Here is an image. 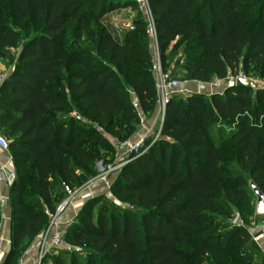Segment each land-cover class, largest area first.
<instances>
[{"label":"trees","instance_id":"1","mask_svg":"<svg viewBox=\"0 0 264 264\" xmlns=\"http://www.w3.org/2000/svg\"><path fill=\"white\" fill-rule=\"evenodd\" d=\"M137 5L0 0V59L14 60L0 76V132L14 168L3 264L18 263L48 225L47 212L94 172L99 148L111 149L105 136L71 112L131 137L139 112L145 116L157 106L152 41ZM147 5L161 71L169 78L181 59L187 81L210 83L240 71L264 81V0ZM128 7L139 17L118 37L102 18ZM84 32L93 50L80 46ZM231 162L247 180L229 176ZM249 180L264 194V89L172 93L159 139L121 168L109 186L111 197L92 196L82 204L64 230L70 249L47 254L43 264H264L246 225L255 214ZM233 208L242 224L232 222Z\"/></svg>","mask_w":264,"mask_h":264},{"label":"built area","instance_id":"2","mask_svg":"<svg viewBox=\"0 0 264 264\" xmlns=\"http://www.w3.org/2000/svg\"><path fill=\"white\" fill-rule=\"evenodd\" d=\"M140 6H143L145 8V15L147 18V30L150 35V37L155 42V50H156V57L159 58L157 44H156V33H155V27L153 24L151 12L147 5V0H133ZM155 75L156 79V91L158 96V104L160 106L161 111V118H160V124L157 128V131L155 133H150L149 130H142V125L144 123V115H142L141 112H139L140 115V124L141 127L135 132V138L134 139H128V140H117L115 144H113L116 155L118 159L120 160V165L124 166L126 165L131 159L141 155L144 153L147 148L153 144L156 140L160 137V130L162 125V117L163 113L165 111V106L168 101V97L172 93H183L181 89H179L180 82L175 78H169L168 74H163L161 71L160 63L157 65V75ZM6 76L4 74L2 77ZM235 77L234 76H227L225 79L221 80H214L209 83L210 86L216 88L222 86L223 89L227 87H233L234 86ZM132 105L134 108L139 110V103L136 97H132ZM72 117L82 120L84 122V118L81 117L78 113L75 111H72L70 114ZM8 140L0 135V150L8 151ZM111 168L109 167L108 170ZM9 179L8 170L5 164L0 163V208L4 207L9 199V196L5 193L4 186L6 185L7 181ZM89 181H86L83 185L75 189L74 191H69L68 196L60 202L54 213L47 212L49 216V222L46 228L36 237V258L35 262L33 264H43L44 257L51 253L56 252L58 250H64V249H70V246L64 242L63 236H64V230L66 228V225H62L59 222V217L61 214L66 210V208L71 204V201L73 197L77 193H82L83 188L88 184ZM92 195L89 192H85L81 195L82 200H87L91 198ZM262 238L264 240V234L262 232Z\"/></svg>","mask_w":264,"mask_h":264},{"label":"rangeland","instance_id":"3","mask_svg":"<svg viewBox=\"0 0 264 264\" xmlns=\"http://www.w3.org/2000/svg\"><path fill=\"white\" fill-rule=\"evenodd\" d=\"M115 1L122 2L124 0H115ZM115 11L116 12H114L112 14V18H110V21L112 22V24L115 23L117 26H119L121 28H122V26L120 24L127 22L128 23L127 27H130L132 25V22L136 18L139 17L138 13H137V10L135 8H133V7H128L127 9H123V10L120 9V10H115ZM143 16L146 18V15L144 14V12H143ZM146 20H147V18H146ZM112 26L114 27V25H112ZM125 29H126V27H125ZM72 30H73V23L70 25V28L68 29V32H67V37L65 39V45L68 47V50H70V48L73 46V44H72ZM30 33H31V31H28V32L24 33L25 34L24 37H28L30 35ZM151 41H152V43H151V51H152V54L154 56V74L157 75V65L160 63V61H159V58L156 57V55H155V53H156L155 42H154V40L152 38H151ZM78 42H79L81 47H83L85 49H88V50H93V44H92V42L88 41L87 36H86V32L83 33L81 39ZM178 51H179V53H178V57L177 58H180V57H182L181 53H180V49ZM13 61L14 60L0 59V76L1 77L4 74H7L9 72ZM177 66H178V70L176 72L175 79H177L180 82V87L182 88V89L181 88L180 89L183 91V93H179V94L182 95L183 97H185V94H187L191 90H195L194 87H195L196 83H192V81H187V80L182 78L183 61H181V59H180V61H179ZM238 75H242L241 71H240V73ZM247 78L256 79V80L260 81L264 85L263 79L258 78L254 74H251V73L248 74ZM211 90H212V93H216L217 90L223 92V87L220 86V87L214 88V87L210 86L209 83H207L206 86H204V88L203 87L200 88L198 92L202 93V94H205V95H210L211 94L210 93ZM157 108H158V111L160 113V118H161V111H160L161 109H160L159 104H157ZM84 123L86 125H88V126L94 127L97 132H99L100 134L105 136L110 142V145H111V149L110 150H105L104 148H99L100 159L96 160L92 164V169H93L94 172L88 176V180L87 181H89L88 184L93 182V181L102 182L99 189H104L103 190L104 192L101 195L107 196V197H111V195L109 193V187L105 188L104 187V183L108 182V184H110L111 182H113V180L119 174L121 168L123 167V166L120 165V160L118 159V157L116 155V152H115L113 144H115V142L117 140L122 141V140L134 139L136 135L134 133L130 137V133L127 130H124V131H121V132L120 131H115L114 134L108 133L102 127L97 126L95 123H93L91 121L90 117H88V118L84 117ZM140 127H141V124L139 123V125H138L136 130H138ZM142 129H143V125H142ZM148 130L150 131V133H155L157 131V127L155 126L154 128H151V130L150 129H148ZM144 131H146V130H144ZM0 135L6 137L1 132H0ZM109 167L111 168L110 170H108ZM238 175L243 176L246 180L248 178L247 175L242 170H240V168L237 165H235L233 162H231L230 163V167H229V176L230 177H236ZM75 189H77V188H75ZM74 190H70V192L74 191ZM67 193H69V191ZM248 194H249V196H250V198L252 200L253 207H254V204H255L254 193L252 192L251 189H249L248 190ZM25 195L26 196H32L29 193H25ZM67 196H68V194H67ZM111 205L112 206L113 205L114 206H118V205H120V203L118 201H114V203H111ZM121 208L122 209L123 208L128 209L129 207L123 205V207H121ZM131 210H133V212H135V213L136 212L138 213V210L135 209V208H131ZM232 212H233V214H232V222L234 223L235 220L240 219L241 224H242V220L240 218V215H239L238 211L235 208H233ZM259 222L262 223L263 231H264V215H255V214L250 215V217L248 218V220L246 222V225L248 226V228H254V227H256L258 225Z\"/></svg>","mask_w":264,"mask_h":264},{"label":"crops","instance_id":"4","mask_svg":"<svg viewBox=\"0 0 264 264\" xmlns=\"http://www.w3.org/2000/svg\"><path fill=\"white\" fill-rule=\"evenodd\" d=\"M137 7L139 9H141L145 14V8L143 6H140L138 4ZM121 9L123 10V9H127V8H121ZM118 10H120V9H118ZM114 12H116V11H112V12L106 14L102 18V22H103V24H105L108 27V29L111 32L115 33L119 37L124 32L125 27L128 28L127 27L128 23L125 22V23L120 24L122 26V28L117 26L115 23L112 24V22L110 21V18H112V14ZM112 25H114V27ZM192 83H196L195 87H194L195 90H191L190 92H197V93H199L198 91L200 88H202V87L204 88V86H206V84H207V83H201V82H197V81H192ZM180 88L181 87L179 86V89ZM216 92L222 93V91H219V90H217ZM210 93H212V90L210 91ZM185 96H186V94H185ZM159 124H160V113H159L158 108L156 106L152 111L145 114L144 124H143L142 130H148V129L151 130V128H154L155 126L158 128ZM0 163L5 164L7 167V170H8L9 179H8L6 185L4 186V190H5V193L9 196V187L11 185L13 178H14V175H13L14 174L13 173L14 168H13V163H12V159H11L9 151L0 150ZM101 183L102 182H100V181H93V182L89 183L88 185H86L82 189L83 190L82 193H77L73 197L71 204L66 208V210L59 217L60 224L67 226L74 219L78 210L80 209L82 204L86 201V200L81 199V195L83 193L89 192V193H91L92 196H97V195L103 194L104 189H99ZM110 184H108V182H106V183H104V187L108 188L110 186ZM0 210H1V215H0V264H3V262L7 256V253L9 252V249H10V218H11L12 207H11V204L9 202V199H8L6 205L4 207L0 208ZM234 223L239 225V224H241V221H240V219H238V220H235ZM249 232L253 236L256 244L258 245L259 249L261 250V252L264 255V240L262 238V232H263L262 223L259 222L256 227L249 228ZM36 253H37V248H36V240H35L29 246V248L24 252V254L19 259L17 264H33L35 262Z\"/></svg>","mask_w":264,"mask_h":264},{"label":"water","instance_id":"5","mask_svg":"<svg viewBox=\"0 0 264 264\" xmlns=\"http://www.w3.org/2000/svg\"><path fill=\"white\" fill-rule=\"evenodd\" d=\"M234 86L244 87L253 91L264 89V85L260 81L256 79L247 78L243 75H237L235 77ZM163 120L164 113L162 117V122ZM249 186L255 196L254 213L256 215H264V194L252 180H249Z\"/></svg>","mask_w":264,"mask_h":264}]
</instances>
